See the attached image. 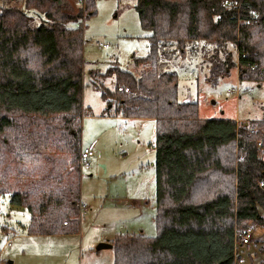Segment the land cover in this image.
I'll list each match as a JSON object with an SVG mask.
<instances>
[{"label": "trees", "instance_id": "trees-1", "mask_svg": "<svg viewBox=\"0 0 264 264\" xmlns=\"http://www.w3.org/2000/svg\"><path fill=\"white\" fill-rule=\"evenodd\" d=\"M25 1L41 7L49 21L31 27L21 10L0 11V137L17 128L16 115L61 113L77 160L84 39L82 28L67 24L93 14L96 0H85L84 15L82 9L66 12L59 0ZM135 8L150 32L148 53L136 63L150 68L138 76L109 69L105 74L114 76L115 87L102 88L101 96L114 109L102 115L155 122L156 235H117L113 264H233L235 228L264 225V156L258 147L264 120L199 119L196 102L177 101V74L160 72L158 58L169 44L182 50L188 41L210 43V78L216 79L234 65L227 50L232 45L239 79L263 81L264 0H135ZM25 136L21 155L37 159L48 147L49 128ZM0 142L7 145L4 137ZM76 173L74 184L34 191H4L0 176V200L7 194L9 204L26 209L27 234L76 233L80 169ZM259 250L264 252V243Z\"/></svg>", "mask_w": 264, "mask_h": 264}, {"label": "rangeland", "instance_id": "rangeland-1", "mask_svg": "<svg viewBox=\"0 0 264 264\" xmlns=\"http://www.w3.org/2000/svg\"><path fill=\"white\" fill-rule=\"evenodd\" d=\"M59 1L66 12L75 14L82 9L85 14V0ZM28 3L0 0V11L7 7L21 10L31 27L49 21L41 7ZM67 26L83 30L78 148H87L94 141L92 155L87 158L89 166L81 167V150L76 160L69 149L75 141L69 142L64 114H21L14 117L17 128L0 137L7 140V145L0 142V176L4 191H34L74 184L80 169L78 231L27 234L29 213L9 204L4 194L0 200V264H113V248L96 249L99 243L112 244L119 234L156 235L155 122L145 117L102 115L106 108L113 110L114 103L101 96L102 88L115 87L114 76L105 74L112 67L135 76L149 70V63L136 61L148 53L150 32L140 25L135 0H96L93 14ZM227 50L234 65L216 79L210 78L215 47L201 40L188 41L182 50L171 44L163 47L158 70L177 74V101L196 102L199 119H233L237 124L264 120V80L239 79L235 49L228 45ZM218 54L226 57V52ZM46 128L50 130L46 150L37 159L21 155L20 141L25 142V135ZM258 147L264 156V144L258 142ZM245 229L252 230V240L240 248L244 264H264V252L259 250L264 243V225Z\"/></svg>", "mask_w": 264, "mask_h": 264}, {"label": "built area", "instance_id": "built-area-1", "mask_svg": "<svg viewBox=\"0 0 264 264\" xmlns=\"http://www.w3.org/2000/svg\"><path fill=\"white\" fill-rule=\"evenodd\" d=\"M101 46H106V45H101ZM92 147H93V143L87 149H84L81 152V157H80L81 167L89 166L87 158H89V156L92 155V152H91ZM251 240H252V230L251 229H245V230L242 229L241 231V229L235 228L233 264H244L245 263V259L243 258L242 255H240V248L249 244Z\"/></svg>", "mask_w": 264, "mask_h": 264}, {"label": "water", "instance_id": "water-1", "mask_svg": "<svg viewBox=\"0 0 264 264\" xmlns=\"http://www.w3.org/2000/svg\"><path fill=\"white\" fill-rule=\"evenodd\" d=\"M104 247H112V244L105 242V243H99L96 247V249L104 248Z\"/></svg>", "mask_w": 264, "mask_h": 264}, {"label": "crops", "instance_id": "crops-1", "mask_svg": "<svg viewBox=\"0 0 264 264\" xmlns=\"http://www.w3.org/2000/svg\"><path fill=\"white\" fill-rule=\"evenodd\" d=\"M92 143H94V141H92V142L89 144V146H90ZM89 146H88V147H89ZM88 147H87V148H88ZM87 148H81L80 150L83 151L84 149H87ZM12 206H15V205H12ZM18 207H19V206H18ZM20 207H21V206H20ZM25 226H26V225H25Z\"/></svg>", "mask_w": 264, "mask_h": 264}]
</instances>
